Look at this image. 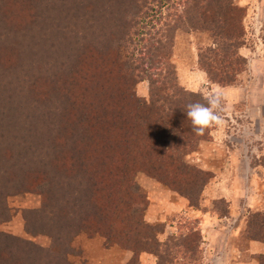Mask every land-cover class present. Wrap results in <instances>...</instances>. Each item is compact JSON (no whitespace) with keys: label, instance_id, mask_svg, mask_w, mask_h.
<instances>
[{"label":"trees","instance_id":"16d2710c","mask_svg":"<svg viewBox=\"0 0 264 264\" xmlns=\"http://www.w3.org/2000/svg\"><path fill=\"white\" fill-rule=\"evenodd\" d=\"M72 2L0 0V221L11 219L10 197L45 183L44 209L31 214L47 217L54 207L53 245L38 249L47 255L46 264H71V244L84 230L132 252L129 264L144 252L153 254L157 264H202L201 230L191 226L161 243L159 229L144 222L146 199L136 176L147 174L199 206L213 174L187 159L212 140L218 123L198 135L187 118V104L208 99L178 82L172 60L177 33L207 34L209 43L199 48L200 70L211 84L234 86L244 66L246 10L235 0H113L112 10L107 11V3L98 17L117 23L110 36L117 45L96 55L98 49H88L91 29L83 19L92 18L84 12L94 6L78 12ZM55 10L63 19L49 23L48 14ZM18 40L20 49L13 51ZM9 45L11 52L4 55ZM81 51L96 65L94 72L87 59L75 63ZM122 55L132 67L133 84L120 81V98L113 95L118 102L106 113L100 99L109 96L107 72L119 69ZM63 60L66 68L59 64ZM61 75L67 78L61 81ZM146 80L149 103L121 97L136 81ZM247 234L264 243V213L253 214ZM34 248L0 233V264H36ZM258 261L264 264V255Z\"/></svg>","mask_w":264,"mask_h":264},{"label":"rangeland","instance_id":"374dc122","mask_svg":"<svg viewBox=\"0 0 264 264\" xmlns=\"http://www.w3.org/2000/svg\"><path fill=\"white\" fill-rule=\"evenodd\" d=\"M112 1L73 0L72 2L76 4L78 12L83 11L87 5L94 6L85 9L84 12L86 17L90 15L88 18H92L83 19L91 29L89 37L92 40L89 39L93 43L91 46L88 45V49H98L96 55L104 47L117 45V40L113 42V38H110L111 31H114L117 23L109 17L105 19L103 15L98 17V11L101 9L102 12L103 6L107 3V11L112 10L109 9V6L115 5ZM235 1L246 10V17L243 20L244 45L240 50L244 66L237 73L234 86L221 87L211 84L207 74L200 70L199 48L209 43L207 34L179 31L173 52L172 60L177 67L178 82L181 87L190 92L200 93L206 99L213 95L219 96L220 106L217 109L219 123L212 129V140L203 144L198 152L188 156L187 159L192 166L213 174L210 184L200 197L199 206L192 207L186 198L147 174L140 172L136 176L140 192L146 199L144 222L159 229L156 235L161 243H166L180 233L187 232V228L191 226L201 230L202 264H259L258 257L264 255L252 251L255 243L260 245L264 243L251 241L247 237L248 224L253 214L264 213V166H262L264 165V0ZM92 10L97 11L92 12ZM55 19H63L60 11L48 14L49 23L54 22ZM44 35L48 37L45 33ZM20 44L22 41L18 40L12 47L13 51L16 48L20 49ZM10 46H7L4 55L11 52ZM83 52H80L75 63H79V59H82L80 63L86 62L87 59V64L91 65L93 61L86 58V53L81 55ZM60 53L61 50L57 52V61L60 60ZM74 60L75 56L70 57L71 64ZM121 60L119 69L114 67V70L112 68L111 72H107L109 96L100 99V102H103L101 110L105 109L106 113L110 112L113 103L118 102L116 99L111 100L113 95L120 98L117 92L120 81L124 84L127 79L128 84H133V79L129 77L132 71L130 62L126 60L125 55H122ZM98 61L96 60L97 63ZM66 63L65 60L59 62L64 66ZM95 67L94 64L90 66L93 72ZM203 75L206 76L205 79ZM60 77L61 81L67 78L66 75ZM233 87L242 88L240 94L246 97L245 102H234L232 96V101L227 103L223 91ZM103 93L104 91L101 92V97ZM120 95L127 101L136 98L149 103L150 83L147 80L136 81L130 89H125ZM252 114L257 115L252 117ZM110 119L114 123L113 117ZM125 119L118 121V124ZM48 187L47 184L42 183L37 191L10 197L8 204L11 219L7 222L0 221V233L32 243L37 253L36 264H46L43 259L47 255L41 256L38 249L47 250L53 245L50 223L54 219L52 218L54 207L47 210V217L42 213L36 214L37 216L31 214L32 211H43L47 201L42 193ZM141 209L142 207L139 208ZM135 211L137 212L138 209ZM138 213L141 215V211ZM225 213L227 215L223 217ZM71 245L75 252L69 257L71 264H129L134 259L132 252L122 249L119 244H110L91 230L81 231L75 236ZM229 252H232L233 256L230 260ZM216 255L219 257L217 260H215ZM50 259L52 260L53 257L51 256ZM157 261L153 254L144 252L136 264H157Z\"/></svg>","mask_w":264,"mask_h":264},{"label":"clouds","instance_id":"9594fccd","mask_svg":"<svg viewBox=\"0 0 264 264\" xmlns=\"http://www.w3.org/2000/svg\"><path fill=\"white\" fill-rule=\"evenodd\" d=\"M220 106L219 96L213 95L207 103L191 102L186 105V115L192 122L193 131L202 135L208 127L219 123L217 109Z\"/></svg>","mask_w":264,"mask_h":264},{"label":"crops","instance_id":"0c3cea01","mask_svg":"<svg viewBox=\"0 0 264 264\" xmlns=\"http://www.w3.org/2000/svg\"><path fill=\"white\" fill-rule=\"evenodd\" d=\"M205 77L206 76H202ZM242 91V88L241 87H233V88H227V90H224L223 92L225 93V96H224V99L227 100V103L229 104L231 100V97L234 96V102L235 101H238V103H241V102H245L246 100V97L243 96V94H240V92ZM252 97V96H250ZM249 97V98H250ZM252 101V100H251ZM257 113V112H256ZM257 115V114H256ZM255 114H252V117L256 116ZM264 120V119H263ZM263 122V121H262ZM237 176V175H236ZM233 192V191H232ZM252 251L253 253H264V245H260L259 243H255L252 247ZM216 259H219L218 255H216ZM228 257H229V260L233 257L232 256V252H229L228 254ZM250 264V263H249Z\"/></svg>","mask_w":264,"mask_h":264}]
</instances>
